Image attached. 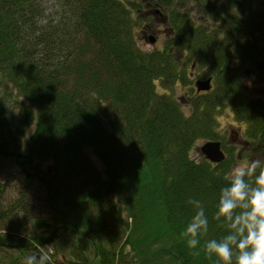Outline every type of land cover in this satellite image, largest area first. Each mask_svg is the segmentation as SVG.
Segmentation results:
<instances>
[{
	"label": "trees",
	"instance_id": "obj_1",
	"mask_svg": "<svg viewBox=\"0 0 264 264\" xmlns=\"http://www.w3.org/2000/svg\"><path fill=\"white\" fill-rule=\"evenodd\" d=\"M48 1L0 0V158L21 182L0 206V231L17 236L0 247L18 254L0 264H24L34 245L62 264H212L204 244L227 234L212 217L237 159L191 151L221 140L228 106L264 165V100L235 91L242 63L264 79V0ZM155 2L170 7L165 22L136 11ZM157 21L167 32L145 49ZM34 186L43 207L30 196L34 216L18 218ZM193 198L209 219L198 256L181 236Z\"/></svg>",
	"mask_w": 264,
	"mask_h": 264
},
{
	"label": "clouds",
	"instance_id": "obj_2",
	"mask_svg": "<svg viewBox=\"0 0 264 264\" xmlns=\"http://www.w3.org/2000/svg\"><path fill=\"white\" fill-rule=\"evenodd\" d=\"M190 114L185 113L186 117ZM224 179L227 185L220 190L212 219L226 227L227 234L205 241V256L212 264H264V165L259 160L242 162ZM188 203L196 211L181 236L198 256L196 250L209 231V219L200 200L193 198ZM24 264H48V257L31 254Z\"/></svg>",
	"mask_w": 264,
	"mask_h": 264
},
{
	"label": "rangeland",
	"instance_id": "obj_3",
	"mask_svg": "<svg viewBox=\"0 0 264 264\" xmlns=\"http://www.w3.org/2000/svg\"><path fill=\"white\" fill-rule=\"evenodd\" d=\"M57 2L58 1H55V0H49L47 8H49L50 10H56ZM156 40L157 42L155 46H151V44L149 43L145 44L144 41L142 42L141 39H140V43L142 44V47L145 49H155V48H159L160 47L159 44L161 43L159 38ZM242 66L245 69L242 72L243 80L238 81V84L235 90L236 94L239 92H242L243 94H246L250 96L251 98L259 99L261 101L264 100V79L260 77L258 78L257 76L254 75V73H250L248 71L249 65H247L246 63L244 64L242 63ZM240 72H241L240 70L239 72L236 70L235 78H239ZM227 75L228 74H225L222 77L227 78ZM190 80L191 81L189 82V85H192V86L194 85L193 88L195 87L197 92H200V93L205 92L202 88H199V86L197 85L198 82H204V81H202L199 78H196V76H191ZM212 84H213V78L209 79L210 88L212 87ZM158 91H162V90L158 89ZM182 92H183V89L180 86H178L175 89L171 90L169 94L172 97H178L179 95H181ZM215 123H216L215 127H217V130L219 131L221 135V140H219L218 142L220 144V151L222 152V154H227V155L232 154L235 156V159H237V161H236V164H234V167L242 162H246L247 160L248 161L259 160L258 155H254V156L251 155L254 152H251V148H250L251 144L249 142L248 137H246L244 134L245 126L244 124L236 120L231 108H229L228 106L222 108L220 113L216 116ZM210 142H213V141H204L202 139L197 141L191 151V157L198 160L199 158H196V157L202 155L200 148L204 144H207ZM248 155H250L251 157H248ZM202 156L206 160H208V162L211 164H217L221 162V161H216L218 160L217 157L208 159L204 155ZM95 164L96 166L100 167V164L98 163L97 160L95 161ZM13 165H14L13 163L10 164L7 161H5L3 158H0V179H1V182L4 183L5 185L4 192L0 193V206L3 204H8L9 201L10 202L15 201L17 199V192H18L17 188L21 187V182L17 178V175L15 173V168ZM48 166H49V163L44 164L45 168ZM30 196L32 198L31 200L34 201L35 203L40 202L41 204L42 201L44 200L43 191L41 189L36 188L35 186L31 188L28 198L26 200V205H25L26 208L25 210L22 209V211L19 212L18 218H21L24 215L34 216V213L26 212V211H31V207L28 205ZM41 206L43 207V203L41 204ZM43 211H45V208H43ZM37 213L39 214L40 211H38ZM29 231L30 229H26L25 233L22 236L28 239V237L25 235L29 233ZM36 232L37 230L34 231V233ZM13 233L14 232H12V234L11 233L6 234L5 232L0 231V240H6L4 239L6 238L5 236H8L10 240L14 237H17ZM33 251H35L38 254V256L46 255L48 257V263L50 264H62L59 262L60 261L59 259L57 258L55 260L53 259L55 258V256L53 255L52 253L53 251L49 247L47 248L45 246L41 247L40 245H34L33 250L28 251L27 254L28 255L33 254L32 253ZM3 254L8 255V256L17 255L18 250H15L13 248L0 247V257ZM6 257H3V258H6ZM10 260H13V258H9V261ZM15 261L16 260H14V262ZM17 264H22V261H19V263L17 262Z\"/></svg>",
	"mask_w": 264,
	"mask_h": 264
},
{
	"label": "flooded vegetation",
	"instance_id": "obj_4",
	"mask_svg": "<svg viewBox=\"0 0 264 264\" xmlns=\"http://www.w3.org/2000/svg\"><path fill=\"white\" fill-rule=\"evenodd\" d=\"M140 1H141V3H143V0H140ZM136 11L138 13H144L145 15H148V14H159L160 13L162 16H164L163 14H167V13L170 12V7L169 6H165V3H163V2H160V3L155 2V3H152V4H143ZM155 18L157 20L160 19L159 16H157ZM159 24H161V23H159L157 21V26L158 27H155V29H154V35H155L156 39H158L159 37L162 38L163 33L167 32V29L161 30L160 28L162 26L159 25ZM156 42H157V40H156ZM156 42H155V44H156Z\"/></svg>",
	"mask_w": 264,
	"mask_h": 264
},
{
	"label": "water",
	"instance_id": "obj_5",
	"mask_svg": "<svg viewBox=\"0 0 264 264\" xmlns=\"http://www.w3.org/2000/svg\"><path fill=\"white\" fill-rule=\"evenodd\" d=\"M154 40H150V43L152 44ZM197 85L199 88H202L204 91H208L210 89L209 86V79H207L204 82H198ZM200 151L202 155H204L208 159H212L213 157H217L218 160L216 161H222L224 154L220 151V144L218 142H210L207 144H204L201 148Z\"/></svg>",
	"mask_w": 264,
	"mask_h": 264
},
{
	"label": "bare ground",
	"instance_id": "obj_6",
	"mask_svg": "<svg viewBox=\"0 0 264 264\" xmlns=\"http://www.w3.org/2000/svg\"><path fill=\"white\" fill-rule=\"evenodd\" d=\"M154 17H157V16H159L160 17V19H159V21H166V17L165 16H162L160 13L159 14H152ZM152 35V37H150V38H146V36H144V37H142L144 40V43L145 44H147V43H149V44H151L150 43V40L152 39V40H154V42L151 44V45H153L155 42H156V38H153V37H155V35L153 36V33L151 34ZM160 38V37H159Z\"/></svg>",
	"mask_w": 264,
	"mask_h": 264
}]
</instances>
